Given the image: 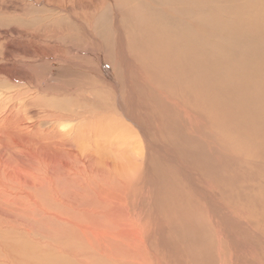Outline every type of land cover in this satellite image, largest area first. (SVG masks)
I'll list each match as a JSON object with an SVG mask.
<instances>
[{
    "label": "rangeland",
    "instance_id": "obj_1",
    "mask_svg": "<svg viewBox=\"0 0 264 264\" xmlns=\"http://www.w3.org/2000/svg\"><path fill=\"white\" fill-rule=\"evenodd\" d=\"M239 259L264 264V0H0V264Z\"/></svg>",
    "mask_w": 264,
    "mask_h": 264
},
{
    "label": "bare ground",
    "instance_id": "obj_2",
    "mask_svg": "<svg viewBox=\"0 0 264 264\" xmlns=\"http://www.w3.org/2000/svg\"><path fill=\"white\" fill-rule=\"evenodd\" d=\"M25 35V34H24ZM33 37V36H32ZM111 90V89H110ZM120 102V101H119ZM119 104V103H118ZM118 106V105H117ZM121 109V108H120ZM120 109H119V111H120ZM123 111V110H122ZM122 113V112H121ZM125 114V113H124ZM126 115V114H125ZM137 115V114H136ZM129 116H131L130 114H129ZM127 118H128V116H127ZM133 121V120H132ZM128 122V121H127ZM136 125V124H135ZM94 131V130H93ZM106 131V130H105ZM112 133V132H111ZM109 135V134H108ZM89 137V136H88ZM103 138L105 139V141H107L110 137L109 136H107L106 134L104 135V136H102V140H103ZM107 138V139H106ZM121 138H123V137H121ZM125 138V137H124ZM122 140H124V139H122ZM58 142V141H57ZM92 143V142H91ZM87 156V155H86ZM83 159V158H82ZM86 159V158H85ZM87 160V159H86ZM246 214V210H240L239 212H238V217H243L244 215ZM234 240H236V238H232V241H234ZM241 245V244H240ZM242 246V245H241ZM248 247V246H247ZM240 249H242V248H240ZM245 250V249H244ZM250 253V252H249ZM248 254V253H247ZM249 256V255H248ZM248 259V258H247ZM234 261L235 260H231V264H234ZM239 262H238V264H240V259L238 260ZM66 262H67V260H66ZM69 262H71V261H68L67 263H63V264H68ZM222 262H224V261H222ZM70 264V263H69ZM77 264H79V262L77 261ZM81 264V263H80ZM246 264V263H245ZM248 264H249V262H248Z\"/></svg>",
    "mask_w": 264,
    "mask_h": 264
}]
</instances>
